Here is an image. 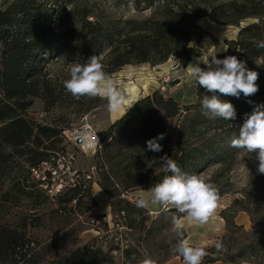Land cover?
I'll use <instances>...</instances> for the list:
<instances>
[{
    "label": "trees",
    "instance_id": "trees-1",
    "mask_svg": "<svg viewBox=\"0 0 264 264\" xmlns=\"http://www.w3.org/2000/svg\"><path fill=\"white\" fill-rule=\"evenodd\" d=\"M121 1L113 3L119 6ZM132 4L136 10L144 5L153 12L140 20H116L108 14L110 0H2L0 213L8 204L18 207L26 201L37 209L48 201L42 190L47 182L37 179L34 172H41L42 165L62 151L58 147L66 129L40 125L31 118L28 112L35 102H41L45 111L65 108L77 116L86 115L101 104L100 97L76 100L66 92L64 81L69 75L59 78L49 70L59 57L67 54L73 66L96 55L110 77L128 65L157 66L170 58L186 67L192 57H199L215 44L198 25L200 20L238 26L245 18H255L258 23L241 28L237 39L227 43L230 54H218L223 59L233 50V55L245 61L248 69L259 73V91L255 95L246 98L241 94L239 99L221 95L222 100L234 105L235 120L205 117L200 99L210 93L202 87L197 91L195 104L185 106L154 91L136 100L107 129L98 132L102 146L92 157L93 165L101 170L95 184L106 195L112 218L122 220L127 229L146 230V235L151 228L146 226L145 208L135 205L138 196L132 198L133 202L122 196L144 188L150 190L162 180L165 174L160 170L159 158L165 154L188 174L203 175L216 166L218 170L207 181L216 186L218 198L227 193L225 187L230 182L222 183L220 178H226L224 174L230 173L237 156L244 152L231 147L230 140L239 134L246 114H251L257 105H264V48L258 47L264 41V1L214 4L211 0H133ZM174 119L175 128L170 134L167 123ZM160 133L165 134L159 141L162 151L147 150L146 142ZM45 176L50 178V173L45 172ZM91 189L92 182L80 183L64 193L66 199L62 203L79 205L87 199L90 207L96 208ZM237 193L240 198L219 214L225 226V234L218 240L223 248H205L208 255L202 264H264V174L250 178ZM238 213L248 216L250 231L234 223ZM173 215L183 216L175 209L162 211L151 225L170 222ZM29 226L25 221L14 226L0 223V264H113V257L94 244L61 250L60 245L66 243L63 242L44 255L43 249L33 252L34 244L27 234ZM53 243L56 241L48 247ZM124 256L129 259L128 251Z\"/></svg>",
    "mask_w": 264,
    "mask_h": 264
},
{
    "label": "rangeland",
    "instance_id": "rangeland-1",
    "mask_svg": "<svg viewBox=\"0 0 264 264\" xmlns=\"http://www.w3.org/2000/svg\"><path fill=\"white\" fill-rule=\"evenodd\" d=\"M114 1L117 0H110L111 5L107 6V10L108 14L116 20H140L148 18L153 12L151 8L144 5L136 10L132 4L133 0H120L119 6H115ZM211 1L214 4H221L233 0ZM1 4L2 0H0ZM258 22L255 18H245L238 23V26H235L220 25L209 19L200 20L198 25L211 35L215 42L202 55H207L213 51L216 46H219L220 41H222L223 46L227 47L228 42L237 39L241 28ZM220 53L230 54V50ZM231 54L233 55L235 52L232 50ZM195 57L197 56L192 57L190 62H193ZM58 60L57 63L49 67V70L53 74L52 76L67 78L72 67L69 63V56L65 54L59 57ZM111 78L118 84L121 93L124 92L125 94L123 95L129 97L125 100L127 102L133 98H135L133 101L138 100L151 95L154 91H158L163 96L176 100L180 106L192 105L196 102V94L200 87L188 72L180 71L176 68L174 58H170L165 63L157 66H151L150 64L128 65L114 73ZM107 103L108 101L105 98H101V104L97 109L86 115L77 116L71 112V109L65 108L45 111L43 104L36 101L28 113L40 125H57L68 129L78 127L83 122H86L97 132H101L113 122L114 113L108 110ZM84 117L86 121L83 119ZM167 124L169 132L172 134L176 120L174 119ZM58 148L63 152L67 150L76 155L74 168L79 172L86 171L88 167L93 165L91 156H85L65 140L62 141ZM62 151L58 154H61ZM257 166L258 160L255 153L249 154L244 151L238 155L230 173L224 174L226 178H220L222 183L229 181L230 186L225 187L227 193L218 198L217 207L208 222L200 224L199 222L188 220L184 216L180 218L183 224L182 231L186 234L185 238L189 240L190 244L203 248H211L217 244L221 236L225 234L224 221L219 216L220 212L240 198L237 192L247 184L250 178L259 174ZM217 170L215 166L203 176L208 180ZM34 175L40 181L45 178V182H47V187L46 185L42 186L44 196L48 197L46 204L35 209L32 207V203L23 201L18 207L11 204L5 205L0 213V223L14 226L25 221L31 224L27 234L29 240H32L31 242L34 244L33 252L37 250L39 252V249H43L41 254L43 253L44 255V252L54 251L55 247L63 242L66 243L60 245L61 250H70L78 246L94 244L113 257V264H140V261L146 258H151L155 261V264H185L179 254L172 250L178 240L175 225L172 221L164 220L157 225L156 223L151 225L156 216L163 211L159 204L154 211H149L148 207L145 208L147 211L145 216L148 219L146 226L151 228L149 235H146V230H141L138 227L134 230L127 229L124 227L122 220L112 218L111 214H103L105 206L103 203L100 204V198L103 196L101 190L95 189L93 191L100 208L90 207L87 199H82L79 205L74 202L64 205L62 203L66 199L64 193L72 188L69 177L63 178L62 184H59L61 177L58 175L53 179L52 176L50 178L44 177L45 170L43 168L41 172H34ZM142 191H146L145 196L151 199V192L146 188L122 197L133 202L132 198L140 195ZM59 208H63L62 212L57 211ZM234 223L247 232L251 230V223L245 213H238ZM54 241H56V244L53 243V246L48 247ZM125 251H128L130 255L129 259L127 258L128 262L124 256Z\"/></svg>",
    "mask_w": 264,
    "mask_h": 264
},
{
    "label": "clouds",
    "instance_id": "clouds-1",
    "mask_svg": "<svg viewBox=\"0 0 264 264\" xmlns=\"http://www.w3.org/2000/svg\"><path fill=\"white\" fill-rule=\"evenodd\" d=\"M258 47L264 48V41H261ZM227 50L228 48L220 41L219 46L213 51L195 57L186 68L175 59L178 70L188 72L198 86L206 93H210V95H202L200 99L202 114L210 120L219 118L229 122L237 117L234 105L222 100L221 95L239 99L241 94L247 98L259 91L257 84L259 73L248 69L245 61L235 55L218 58L220 52ZM201 64L206 67L202 68ZM64 88L76 100L82 97L105 98L108 101V110L113 113L120 111L124 105L125 97L119 90L118 84L105 73L96 55L90 56L83 64H74L70 68L69 78L64 81ZM164 138L165 134L160 133L157 137L149 139L146 142L147 150L162 151L159 141ZM84 139L86 140V137ZM230 146L249 154L255 153L258 160L257 172L264 174V105H257L251 114H246L243 124L239 126V134L233 135ZM159 160L160 170L165 175L150 188V202L159 204L165 213L175 209L188 220L200 224L207 223L217 207L216 186L208 182L203 175L185 173L167 154ZM135 205L138 208H147L149 200L142 195L138 196ZM172 223L175 225L178 237L172 250L183 258L185 264H202L203 258L208 255L205 248L193 246L184 238L183 224L178 216H172ZM215 247L217 251L222 250V242H218ZM140 264H155V261L146 258L140 261Z\"/></svg>",
    "mask_w": 264,
    "mask_h": 264
},
{
    "label": "built area",
    "instance_id": "built-area-1",
    "mask_svg": "<svg viewBox=\"0 0 264 264\" xmlns=\"http://www.w3.org/2000/svg\"><path fill=\"white\" fill-rule=\"evenodd\" d=\"M83 119L85 120V117ZM63 137L66 142L71 143L85 156L93 157L101 148L98 132L86 122H83L78 127L66 129L63 131ZM84 137H86V140ZM97 141H99V143H97ZM75 157V154L66 150L61 154H57L56 159L52 158L50 162L44 163L42 168L45 172L50 173L52 179L57 175L60 176L61 179L59 180V184H62L63 178L69 177V182L72 187L83 182H92L93 186L96 177L101 170L97 169L94 165H91L86 171L79 172L74 168ZM43 180H45V178H43Z\"/></svg>",
    "mask_w": 264,
    "mask_h": 264
},
{
    "label": "crops",
    "instance_id": "crops-1",
    "mask_svg": "<svg viewBox=\"0 0 264 264\" xmlns=\"http://www.w3.org/2000/svg\"><path fill=\"white\" fill-rule=\"evenodd\" d=\"M137 100V99H136ZM136 100H134L133 102H131L130 103V105L129 106H127V107H124L122 110H123V112L121 113V112H119V114L117 115V116H115V117H112V121H115L116 119H118L120 116H122L123 114H124V112L136 101ZM176 101V100H175ZM95 189H99V191L101 190L99 187H98V185H96V184H94L93 186H92V189H91V192H92V195H93V197H94V199H95V201H96V203H97V207L98 208H100V204H104V206H105V209H104V211L102 212L103 214H110V206H109V201H108V199H107V197H106V195L104 194V192H103V196H101V198H100V204H99V202H97V199L95 198V196H94V194H93V191L95 190ZM145 194H146V191H142V193L140 194V195H138V196H143L144 198H146V199H148L149 200V206H148V210L149 211H154V210H156V208L158 207V204H152L151 202H150V200L151 199H149L148 197H146L145 196ZM102 195V194H101Z\"/></svg>",
    "mask_w": 264,
    "mask_h": 264
},
{
    "label": "bare ground",
    "instance_id": "bare-ground-1",
    "mask_svg": "<svg viewBox=\"0 0 264 264\" xmlns=\"http://www.w3.org/2000/svg\"><path fill=\"white\" fill-rule=\"evenodd\" d=\"M133 83H134V82H133ZM127 84H128V83H127ZM130 84H131V83H130ZM122 94H125V93L123 92ZM140 94H141V93H140ZM124 97L126 98L125 100H127V99L129 98V97H127V95H125ZM133 97H134V96H133ZM133 97H132V98H133ZM133 99H135V98H133ZM133 99H132V100H130V101H128V102L124 100L125 102H124V105H123V107L120 109V111H118V112H115L113 117L117 116V115L119 114V112H121V111L123 112V110H122V109H123L124 107H127V106H129V105H130V103L133 101ZM122 112H121V113H122Z\"/></svg>",
    "mask_w": 264,
    "mask_h": 264
}]
</instances>
